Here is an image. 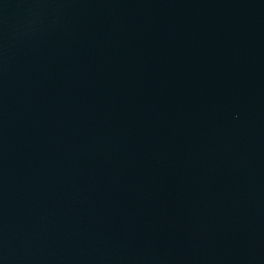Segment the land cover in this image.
<instances>
[{
  "label": "water",
  "instance_id": "obj_1",
  "mask_svg": "<svg viewBox=\"0 0 264 264\" xmlns=\"http://www.w3.org/2000/svg\"><path fill=\"white\" fill-rule=\"evenodd\" d=\"M0 264H264V0H0Z\"/></svg>",
  "mask_w": 264,
  "mask_h": 264
}]
</instances>
